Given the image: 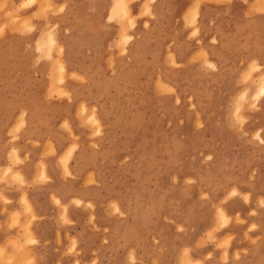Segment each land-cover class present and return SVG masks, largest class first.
<instances>
[{
	"label": "rangeland",
	"instance_id": "obj_1",
	"mask_svg": "<svg viewBox=\"0 0 264 264\" xmlns=\"http://www.w3.org/2000/svg\"><path fill=\"white\" fill-rule=\"evenodd\" d=\"M160 1L0 3V36L28 32L45 90L9 141L25 125L47 136L35 163L13 145L0 162V264H264V19L226 12L222 28L212 0L176 18ZM29 167L74 193L51 196L71 228L54 245L21 200Z\"/></svg>",
	"mask_w": 264,
	"mask_h": 264
},
{
	"label": "crops",
	"instance_id": "obj_2",
	"mask_svg": "<svg viewBox=\"0 0 264 264\" xmlns=\"http://www.w3.org/2000/svg\"><path fill=\"white\" fill-rule=\"evenodd\" d=\"M3 0H0V3ZM14 4L19 3V0H11ZM55 3H59L61 0H53ZM161 3L168 2L169 5H175L177 12H174L173 18H176L178 11L186 9L190 3V0H161ZM205 2L204 5L215 6L216 9L220 10L222 15L221 26L224 27V21L226 19L225 13L230 14L235 20H255L264 19V0H212ZM38 5L26 6L17 12L20 15L27 17L37 12ZM3 10H0V14ZM212 18L211 14L202 16V22H208ZM2 20L0 18V25ZM1 28V27H0ZM3 37L0 36V162H7L6 154L11 145L17 151L19 157H24L26 153L31 155L32 162H36L40 158L44 147L47 136L41 134V131L36 133L32 125L23 128L21 133V140L17 142H10L9 136L11 133L9 129L13 125L16 116L19 114L21 109L33 108L31 105L40 103L42 104L45 90L42 85V78L33 76V69H42V60L36 62V56L33 55L34 49L31 44L26 43V36L28 32L25 31L17 34L16 32H10V26L6 25L3 27ZM23 43L14 45L10 43L15 38H22ZM34 56V57H33ZM63 64V63H61ZM60 64V65H61ZM64 65V64H63ZM63 70V69H62ZM31 110V109H30ZM41 130V129H40ZM28 140H37L39 145L34 146L27 142ZM66 141L62 146L66 145ZM28 169V170H27ZM34 169L29 167L26 168L22 173L23 179L30 182L25 190V195H22L21 200L23 201L27 211L32 214L34 211L39 217L44 216L43 219L35 221L36 236L42 238V240H49V244L54 245L56 232L59 230L63 237V229H71L69 225H58V207L52 202L51 196H57L60 201L66 200L69 196H73L74 193H66L62 185L60 176L52 175L53 181L46 183L45 186L39 185L35 182ZM13 201L11 204H7L6 207L11 209H20L19 197L21 191L11 185L7 190L3 191ZM27 203V204H26ZM29 205V207H28ZM68 211L74 210L73 205H68ZM29 237L34 236L29 233ZM62 243L65 240L62 239Z\"/></svg>",
	"mask_w": 264,
	"mask_h": 264
},
{
	"label": "bare ground",
	"instance_id": "obj_3",
	"mask_svg": "<svg viewBox=\"0 0 264 264\" xmlns=\"http://www.w3.org/2000/svg\"><path fill=\"white\" fill-rule=\"evenodd\" d=\"M61 68L64 70V65L63 64H61ZM9 170V169H8ZM72 199H74L75 201H79V199L78 198H76V197H73ZM91 203V202H90ZM27 204V203H26ZM28 207H29V205H28Z\"/></svg>",
	"mask_w": 264,
	"mask_h": 264
}]
</instances>
